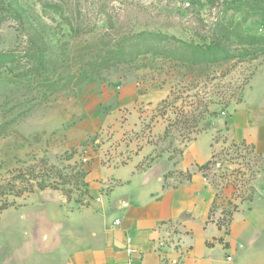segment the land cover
I'll list each match as a JSON object with an SVG mask.
<instances>
[{"label": "rangeland", "instance_id": "obj_1", "mask_svg": "<svg viewBox=\"0 0 264 264\" xmlns=\"http://www.w3.org/2000/svg\"><path fill=\"white\" fill-rule=\"evenodd\" d=\"M0 7V264H50L40 231L58 207L95 203L81 173L93 163L117 168L145 153L148 166L200 136L202 152L212 141L205 173L235 186L232 203L258 196L264 159L230 140L227 120L264 61V0Z\"/></svg>", "mask_w": 264, "mask_h": 264}, {"label": "crops", "instance_id": "obj_2", "mask_svg": "<svg viewBox=\"0 0 264 264\" xmlns=\"http://www.w3.org/2000/svg\"><path fill=\"white\" fill-rule=\"evenodd\" d=\"M227 121L231 141L264 157V61ZM197 139L176 158L162 154L144 167L145 153L117 168L87 166V190L95 203L58 207V221L40 231L46 234L50 264H124L126 249L133 250L136 264H160V256L173 254L185 264H264V185L257 197L239 203L228 227L219 229V213L209 219L218 189L199 169L211 160L212 141L202 152ZM152 177L157 184L144 189ZM108 178L114 186L102 192ZM221 192L230 199L233 189ZM161 241L169 247L158 249Z\"/></svg>", "mask_w": 264, "mask_h": 264}, {"label": "trees", "instance_id": "obj_3", "mask_svg": "<svg viewBox=\"0 0 264 264\" xmlns=\"http://www.w3.org/2000/svg\"><path fill=\"white\" fill-rule=\"evenodd\" d=\"M211 4H212V2H211ZM189 6H190V4L187 3V7H189ZM233 7H235V6H233ZM3 13H8V12L3 10V7L2 8L0 7V17H1V19H3V17H7ZM239 146L244 147V144L240 143ZM213 157L214 156L212 155L211 156V160L213 159ZM257 158L264 159V157H257ZM211 160L209 162H207L205 165L201 166L199 169L203 170V171L208 169V167L211 165ZM81 173H82V178H83L87 174V169L86 170L85 169H81ZM210 180L217 187L218 193L216 195L215 201L213 202V204L211 206V210H210V213H209V219L214 217V215L218 212L219 213V217L216 220V225H217V227L219 229H221L222 227L226 228V227H228V225L230 223V220H231L233 212H235L237 210V204L232 203V200H231L233 198L236 199V197L233 194V192L235 191V186H231L230 184L226 183L222 187V186L216 185L213 179L210 178ZM83 186H85V188H86L87 184H83ZM228 186L232 187V189H233V192H232V195H231L230 199H226L225 197H223L220 194L221 190L224 189V187L227 188ZM42 188H43V186L41 185V189ZM86 193H87V191H86ZM239 199H240V197H239ZM248 200L250 201V199H248ZM242 202H243L242 199H240L239 203H242ZM5 208H6V205L2 204L0 206V211L4 210ZM207 245H210V244H207Z\"/></svg>", "mask_w": 264, "mask_h": 264}, {"label": "built area", "instance_id": "obj_4", "mask_svg": "<svg viewBox=\"0 0 264 264\" xmlns=\"http://www.w3.org/2000/svg\"><path fill=\"white\" fill-rule=\"evenodd\" d=\"M264 194V190H263ZM99 201V199H97ZM115 224H118V221L115 222ZM158 249L159 248H167L169 247V244H166V242H159L157 245ZM126 259L124 264H136L135 259L133 257V250L131 249H126L124 251ZM228 261L231 260V258L227 259ZM160 264H185L184 261L182 260L181 256L178 254H173V255H162L160 256Z\"/></svg>", "mask_w": 264, "mask_h": 264}, {"label": "water", "instance_id": "obj_5", "mask_svg": "<svg viewBox=\"0 0 264 264\" xmlns=\"http://www.w3.org/2000/svg\"><path fill=\"white\" fill-rule=\"evenodd\" d=\"M220 125L223 126V122H220Z\"/></svg>", "mask_w": 264, "mask_h": 264}]
</instances>
